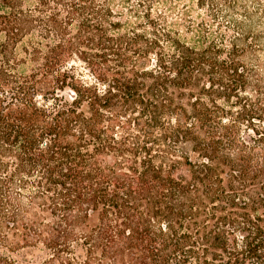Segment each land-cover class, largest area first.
<instances>
[{
    "label": "trees",
    "instance_id": "16d2710c",
    "mask_svg": "<svg viewBox=\"0 0 264 264\" xmlns=\"http://www.w3.org/2000/svg\"><path fill=\"white\" fill-rule=\"evenodd\" d=\"M177 1L0 0V264H264V0Z\"/></svg>",
    "mask_w": 264,
    "mask_h": 264
},
{
    "label": "rangeland",
    "instance_id": "374dc122",
    "mask_svg": "<svg viewBox=\"0 0 264 264\" xmlns=\"http://www.w3.org/2000/svg\"><path fill=\"white\" fill-rule=\"evenodd\" d=\"M177 3L178 4L175 5V9L173 10V14L174 15L176 14V16L181 13L183 7H185L187 5H191V6H189V8L193 7L190 0H182L181 2L177 1ZM178 16H180V15H178ZM188 16L195 21L194 22L195 24L199 21V18H200L197 15V11L193 8L191 10H188ZM17 256L19 258H21L22 254L19 253ZM31 259H34V258H31L30 256L27 255V260L31 261ZM34 261H35V259H34Z\"/></svg>",
    "mask_w": 264,
    "mask_h": 264
}]
</instances>
